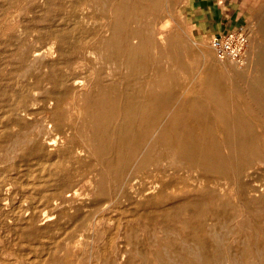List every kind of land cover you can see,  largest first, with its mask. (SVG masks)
Here are the masks:
<instances>
[{"label": "rangeland", "instance_id": "obj_1", "mask_svg": "<svg viewBox=\"0 0 264 264\" xmlns=\"http://www.w3.org/2000/svg\"><path fill=\"white\" fill-rule=\"evenodd\" d=\"M138 2L141 5V8L144 7L148 9V18L153 21L152 25L154 27L152 50L145 51L143 54L141 50H137L134 54L137 66L146 70V73H143L142 75L138 73L136 75L135 73H132L135 71H130L133 70L132 66L134 64L128 61L126 57H113L111 54H108L109 52H102L95 48L98 44V39L95 36L90 41H93L91 43L92 48H85V50L82 46H79L76 49L74 48V44L83 39L82 28L87 27L97 31L102 23V21H99L97 18L100 6L94 2V0H0V264H101V262L102 264H161L155 258L156 254L160 251H167L169 257H171L172 262L169 261L168 264H197L193 262H185L179 258L178 254L181 250L180 245L176 244V242L182 241L188 245H192L194 248L195 243L204 239L199 238V236L202 237L203 235L201 236V233H198L193 229V224L198 219L204 220L207 226L212 225L211 227L213 228L216 226L214 231L218 234L217 236L220 237L222 242L220 248L222 252L220 251L219 255H221L222 258L225 254L222 258L224 259L223 264H230L229 262H231V264H264V182L262 181L264 179V164L255 166L245 172L246 176L244 177V180L245 182L250 183V186L244 187L247 188L245 190L244 188H241L239 184L236 186V183L232 181L230 184H228L227 181H222L220 186L219 184L216 186L215 184H212L213 187H211L209 185L211 183H203L205 181L203 179V182L198 180L200 182L199 185L197 182V178L199 177L197 168L193 167L191 170H186L187 168H190V163L180 159L185 165L183 164L182 170H177L174 166L176 160H172V158L180 161L178 157L175 158L174 156L168 155L162 149V141L159 138L161 131L166 133L169 146L175 147V144H177L176 135L173 134V131L168 126V118L173 114H171L172 110H174L173 108L170 110V113L167 112L166 119H162L163 122L161 120L157 121V124L151 133L146 134L145 131H142L141 133L143 143H146L147 141L146 145H148L149 141V144L156 145V148L154 147L152 150V167L149 165V168L147 167V170L145 169L143 172L139 170L138 164L144 155L145 147L137 150L133 160L125 165L118 162V156L114 153V155L109 154L108 157H105V152L107 150H105L104 144L107 143L108 140H106L107 137H105L106 135L103 133L102 129L104 121H102L99 116L94 115L92 109L89 110V112L91 111L89 118V112L84 104L85 100L89 97V103L91 102L93 104L95 102L94 92L97 91V88H105L109 85H115L117 90H121L127 85L129 87H132L133 84L135 85L133 82H135L136 78H138L137 80L139 81L142 79L143 82L152 81L153 78L167 81V83L169 82L168 84L171 85L170 88H172L171 90L174 92L176 98L183 101L187 100L189 95H184L182 87L187 84L186 87H189V85L191 86L197 82L203 84L202 86L205 90L201 92V98L207 100L208 91L207 93L205 92L206 84H211L213 81L211 87L214 91L216 90V95H220L219 97H221L222 102L226 100L223 103L227 105L226 114H230L228 118L229 121L234 123L243 121L250 122L252 130H255L254 132L259 134L264 133V109H262L264 108V69H257L255 52H253L249 64L244 67L237 66L232 62L220 61L215 57L209 43L211 38L210 33L205 27H202L203 25L201 26L200 23H195V18L201 13L197 6L203 4V2L208 5L209 1L139 0ZM152 4H155L156 7H151L150 5ZM203 12H208L209 16L214 15L213 8H210L209 6H204ZM82 20L84 21L83 23ZM78 22H80L79 25ZM87 22L89 24H86ZM136 24L137 23H132V26L130 25L131 29H137L138 25ZM250 30L253 35L251 40L252 49L255 51V47L258 45H256V41L259 39V33L253 26ZM63 32L66 34L65 39L55 38L57 34L61 35ZM163 35L166 37L168 36V39H165ZM71 36H73V38ZM60 40L61 42H58ZM133 42L134 40L132 43ZM68 43H70V45ZM176 43L179 44V46ZM134 44L136 43H133V45ZM172 46H178L181 50L182 66L180 67L179 64L177 65L175 62H172L175 60V58H173L174 56H170L173 55ZM168 50L170 52H168ZM36 52H41V56L43 53V58L40 57L35 60L34 54ZM151 52L157 53V57L154 60H151ZM197 54L199 56H197ZM89 57L90 60L88 59ZM169 58L173 60L171 61ZM121 61L123 63H121ZM212 62L217 63V65L212 66ZM84 63L86 65H84ZM67 65L69 66L67 67ZM129 65H131V67ZM119 66L121 68H119ZM189 68H194L195 70H190ZM96 70L99 71L96 72ZM174 72L175 74L177 73V75H174ZM121 73L123 74L121 75ZM185 74L187 75L185 76ZM63 75L67 80V85L70 84L68 88L72 90V92L70 93L68 90L64 99L59 98V103L55 104L56 102L54 100L52 101V99L58 95L57 93L55 94L56 96L54 95L55 90L57 89L60 91V88H54V84L51 83L53 81H51L50 77L52 76L59 81L63 78ZM192 75L194 77H192ZM176 78H180V80ZM128 79L133 82H130ZM156 79H154V83ZM81 82L84 83L81 84ZM89 87H92L91 90ZM249 87L253 88V93L250 92ZM74 90L79 92L76 91V93ZM221 91L223 93H221ZM90 92L92 93L90 94ZM128 93L131 92L128 91ZM178 93H180L179 98ZM203 93L204 96H202ZM221 94L223 96H221ZM140 96L145 97L144 94H141ZM53 107H55V109ZM207 108L213 109L214 107L207 104ZM111 112L113 111L111 110ZM238 115L240 117H238ZM230 116L232 117L231 119ZM58 117L61 118L59 119ZM221 120V118L214 117L209 126V130L213 137H216L215 133H217L216 138L220 139L218 140L220 143L222 142L223 131L225 130L224 123ZM126 122L127 119L124 118L117 120L111 119L107 121L105 126L108 128H110L109 126H111V128H117ZM189 125L188 129L186 127L188 132L190 130L196 132L198 137L202 136L205 138L208 136V134L206 136V130L208 129L206 126L205 128L198 127L196 129V126L193 127L192 124ZM200 129L201 131H199ZM167 131L169 132L167 133ZM91 146L93 147L91 148ZM103 152L104 154H102ZM154 152H156V155ZM156 163H159L160 167L154 166ZM169 164H172L173 166ZM228 165L235 168V165L233 164ZM228 165L227 167L231 168ZM127 168L129 170H127ZM159 170H164L165 173H160V175L158 174ZM195 170H197L196 173ZM146 171L155 175L157 174L158 176L156 175V178H152V180H147L146 178L145 180L136 179L137 181L134 180L131 181V183L129 182L131 177L139 174V176H142ZM178 171L181 172L179 173ZM167 172H170V174H167ZM175 172L178 173V178H174V176H176ZM179 174H181V176ZM258 174H263V178L260 175L258 177ZM159 175L163 178H160ZM170 175H172V177ZM250 176L255 180L250 178ZM256 178H259V181ZM156 179L158 180V185L156 184V186H159L157 188L155 185V187H152L153 184L157 183ZM160 179L163 181V185L161 184ZM177 180L179 181L177 182ZM147 181H149V183ZM181 181L183 185L181 184ZM185 182L187 183L186 187ZM196 182L197 186H195ZM118 184L120 186H118ZM149 184H151V186ZM231 184L235 186L233 189H231ZM131 185L133 187L135 185L137 188L144 185V188L146 189L145 193L149 194L142 192L140 195H132L130 199H126L122 195V191L131 189ZM180 185L185 188L182 189ZM205 186H209L210 190L209 194H206V196L201 194L202 189ZM162 187L163 190H161ZM212 188L214 192L211 190ZM221 188L224 191H222ZM252 188H257V190L252 191ZM112 190H114V192ZM180 190L182 192L187 191V193H182ZM227 190L228 194L225 193ZM165 191H167V193ZM223 192L228 196L230 195L229 198L232 199L229 206V208H233L229 209L232 214L229 210L223 212V209L219 206V204L221 205V201H219L220 196ZM163 194H165V196ZM192 196L195 197L193 198ZM157 197L159 198L157 199ZM205 197L207 201H205ZM154 198H156V201ZM192 198H196L195 203ZM235 198L238 199L235 200ZM190 200H192L191 203H189ZM168 201L170 202L168 203ZM237 201L239 202L237 203ZM240 201L243 202L241 203ZM151 202H153V204L150 205ZM252 202L255 205L254 207ZM144 203L145 205L143 206ZM197 203H199L200 206H197ZM149 206L152 209H149ZM160 210H162V212ZM189 210L191 211L189 212ZM204 210H206V212ZM235 210L238 211L236 212ZM135 211L137 212L135 213ZM163 211L166 212V214H164ZM200 212L202 213L201 215ZM184 213L187 214L185 217ZM226 213L227 216L225 215ZM233 213L235 214L234 216ZM147 214H149V217H147ZM188 217H190V219H188ZM226 219L228 223L226 222ZM246 219L250 221H247ZM218 223L219 225H217ZM242 225L244 226L242 227ZM143 226L146 227L144 228ZM179 227L181 229H179ZM171 230L174 232H171ZM166 231L170 232L167 234ZM167 240L169 242H166ZM173 242L176 246L175 244H172ZM113 243H116L117 245ZM159 243L162 244L160 245ZM168 246L170 248H167ZM199 248V250L196 249V252H198L204 261H213L217 258L213 253V248L210 244H208L207 247L202 245ZM227 248L229 250H225ZM246 248L249 250H246ZM242 249L244 251H242ZM107 250L108 252H106ZM173 250L176 251L174 252ZM150 261L153 262L151 263Z\"/></svg>", "mask_w": 264, "mask_h": 264}, {"label": "bare ground", "instance_id": "obj_2", "mask_svg": "<svg viewBox=\"0 0 264 264\" xmlns=\"http://www.w3.org/2000/svg\"><path fill=\"white\" fill-rule=\"evenodd\" d=\"M139 0H94V2H96L99 6H100V10L97 14V18L99 19V21L101 20L102 23L99 27V29L97 31L95 30H92L90 28H82V36H83V39L82 41H78V43L74 44V48L76 49L77 47L79 46H82L84 47V50L85 48L86 49H90L92 48L91 47V43L93 42H90L94 36L97 37V46L95 48H97L98 50L100 51H104V52H109L108 54H111L113 57H120V56H123V57H126L128 59V61H130L132 64H134L132 66V69L133 70H130V71H135V72H132L133 74L135 73L137 75L138 74H143V73H146V70L144 69H141L137 66V62L135 60V57H134V54L136 53V51L138 50H141L142 54L143 52L145 53V51H151L152 48H153V34H154V27H153V21L151 19L148 18V9L142 7L141 8V5L139 4L138 2ZM96 4V5H97ZM151 7H156V5L152 4L150 5ZM98 9V8H96ZM82 10V9H81ZM61 11V10H60ZM74 12V11H72ZM108 13V14H107ZM93 14V13H92ZM94 15V14H93ZM83 16V15H82ZM79 17V16H78ZM94 17V16H93ZM96 17V16H95ZM82 18V17H81ZM80 19V17H79ZM83 19V18H82ZM88 19V18H87ZM75 20V19H74ZM96 21V20H95ZM81 22V21H80ZM78 22V25L79 23ZM84 21L82 20V23ZM92 22V21H91ZM98 23V21H97ZM96 23V24H97ZM132 23H137L136 25H138L137 29H131L130 25ZM259 23V22H258ZM86 24H89L88 22ZM259 25V24H258ZM75 26V25H74ZM85 26H88V25H85ZM99 26V24H98ZM132 26V25H131ZM260 27V26H258ZM72 28V27H71ZM93 28V27H91ZM96 28V26H95ZM94 28V29H95ZM133 28V27H132ZM63 29V28H62ZM61 29V30H62ZM68 30V29H67ZM75 30V29H74ZM64 31V30H63ZM61 32V31H60ZM55 34V33H54ZM61 34V33H60ZM162 35V34H161ZM43 36V35H42ZM74 36V35H73ZM73 36H71L73 38ZM81 36V37H82ZM164 36V35H163ZM66 37V34L63 32L61 35L57 34V36L55 38H59V39H65ZM81 37H78V38H81ZM165 39L168 37L164 36ZM263 37V36H262ZM168 39V38H167ZM171 39V38H170ZM176 39V38H175ZM174 39V40H175ZM73 40V39H72ZM76 40V39H75ZM134 40L133 43H136L133 45L132 41ZM155 40V38H154ZM161 40V38H160ZM264 40V39H263ZM136 41V42H135ZM177 41V39H176ZM175 41V42H176ZM262 41V40H261ZM58 42H61L58 41ZM69 42V41H68ZM156 42V41H155ZM165 42V41H164ZM63 43V42H62ZM181 43V42H180ZM64 44V43H63ZM67 44V42H66ZM70 45V43H68ZM94 44V43H93ZM156 44V43H155ZM177 44V43H176ZM175 44V45H176ZM183 44V43H182ZM59 45V44H58ZM72 45V44H71ZM174 45V44H173ZM179 46V44H177ZM158 46V45H156ZM170 46V45H169ZM173 47L172 49V54L173 55H170V56H174L173 58H175V60H170L172 62H175L177 65L179 64V67L182 66V61H181V50L179 47ZM58 47V46H57ZM155 47V46H154ZM60 48V47H59ZM58 48V49H59ZM163 48V47H162ZM166 48V47H165ZM68 49V48H67ZM66 49V50H67ZM157 49V47H156ZM164 49V48H163ZM168 49V47H167ZM60 50V49H59ZM155 50V49H154ZM162 50V49H161ZM36 51H39V50H36ZM41 51V50H40ZM91 51V50H90ZM93 51V50H92ZM157 51V50H156ZM165 51V50H164ZM34 52V51H33ZM60 52V51H58ZM81 52V51H80ZM97 52V51H96ZM99 52V51H98ZM158 52V51H157ZM168 52H170L168 50ZM255 62L257 63V69L259 68V70H262L264 69V42H260L258 43V45L255 47ZM62 53V52H60ZM64 53V51H63ZM87 53V52H86ZM89 53V51H88ZM95 53V52H94ZM152 53V52H151ZM192 53V52H191ZM203 53V51H202ZM100 54V53H99ZM169 54V53H167ZM184 54V53H183ZM188 54V53H187ZM195 54V53H194ZM86 55V54H85ZM91 55V54H89ZM94 55V54H93ZM92 55V56H93ZM97 55V53H96ZM138 55V54H137ZM209 55V54H208ZM42 56H44V54L42 53ZM41 56V52L38 53L36 52L34 54V57H35V60L36 58H40L42 57ZM64 56V55H63ZM88 56V55H86ZM85 56V57H86ZM147 56V55H146ZM183 56V55H182ZM197 56H199L197 54ZM73 57V56H72ZM94 57V56H93ZM92 57V58H93ZM100 57V56H99ZM107 57V56H106ZM141 57V56H140ZM157 57V53L153 52L152 55H151V60H154L155 58ZM168 57V56H167ZM189 57V56H188ZM193 57V55H192ZM43 58V57H42ZM59 58V57H58ZM125 58V59H126ZM139 58V57H138ZM184 58V57H183ZM182 58V60H183ZM196 58V57H195ZM87 59V58H86ZM90 60V57L88 58ZM124 59V61H125ZM166 59V58H165ZM164 59V60H165ZM193 59V58H192ZM197 59V58H196ZM88 60V61H89ZM97 60V58H96ZM103 60V59H102ZM122 60V58H121ZM149 60V59H148ZM167 60V59H166ZM65 61V60H64ZM84 61V60H83ZM98 61V60H97ZM101 61V60H100ZM106 61V60H105ZM118 61V59H117ZM170 61V62H171ZM190 61V59H189ZM60 62V61H59ZM110 62V61H108ZM127 62V61H126ZM162 62V61H161ZM171 62V63H172ZM187 62V60H186ZM87 63V62H86ZM98 63V62H97ZM100 63V62H99ZM121 63H123L121 61ZM155 63V62H154ZM169 63V62H167ZM174 63V64H175ZM184 63V62H183ZM201 63V61H200ZM198 63V64H200ZM32 64V63H31ZM56 64V63H55ZM68 64V63H67ZM102 64V63H101ZM140 64V62H139ZM142 64V63H141ZM197 64V63H196ZM44 65V64H43ZM71 65V64H70ZM84 65H86L84 63ZM82 65V66H84ZM91 65V64H90ZM100 65V64H99ZM98 65V67H99ZM109 65V64H108ZM117 65V64H116ZM121 65V64H120ZM151 65V64H150ZM166 65V64H165ZM191 65V64H189ZM194 65V64H193ZM201 65V64H200ZM212 66H216L217 63L215 62H212L211 63ZM53 66V65H51ZM59 66V65H58ZM69 65H67L68 67ZM76 66V65H75ZM118 66V65H117ZM124 66V64H123ZM131 67V65H129ZM172 66V65H171ZM184 66V65H183ZM198 66V65H197ZM206 66V65H205ZM77 67V66H76ZM85 67V66H84ZM83 67V68H84ZM94 67V66H93ZM97 67V65H96ZM112 67V66H111ZM110 67V68H111ZM164 67V66H163ZM190 67V66H189ZM200 67V66H199ZM48 68V67H47ZM51 68V67H50ZM49 68V69H50ZM57 68V67H56ZM78 68V67H77ZM87 68V67H86ZM119 68H121L119 66ZM151 68V67H150ZM48 69V70H49ZM81 69V68H80ZM85 69V68H84ZM94 69V68H93ZM100 69V68H99ZM130 69V68H129ZM174 69V68H173ZM187 69V68H186ZM190 69V68H189ZM194 69V68H192ZM190 69V70H192ZM209 69V67H208ZM55 70V69H54ZM57 70V69H56ZM59 70V69H58ZM123 70V69H122ZM125 70V69H124ZM151 70V69H150ZM164 70V69H163ZM166 70V69H165ZM195 70V69H194ZM217 70V69H216ZM227 70V69H226ZM50 71V70H49ZM48 71V72H49ZM77 71V70H76ZM87 71V70H86ZM99 71V70H96V72ZM159 71H162V70H159ZM173 71V70H172ZM258 71V70H257ZM256 71V72H257ZM51 72V71H50ZM84 72V71H83ZM119 72V71H118ZM166 72V71H165ZM164 72V73H165ZM177 72V70H176ZM184 72V71H182ZM186 72V71H185ZM203 72V71H201ZM108 73V72H107ZM157 73V72H156ZM162 73V72H160ZM163 73V74H164ZM191 73V72H190ZM208 73V72H207ZM60 74V72H59ZM75 74V73H74ZM81 74V73H80ZM105 74V73H104ZM123 73H121L122 75ZM125 74V73H124ZM65 75V74H64ZM63 75V78L60 79L59 81L55 78H53L52 76L50 77L51 83L54 84V88H60L58 91L57 89L55 90V93L54 95L57 93L58 95L56 97H53L52 101L54 100L56 103L55 104H58L59 103V98H63L64 99V96H66L68 90L70 91V93L72 92V90H70L68 88V86L70 85H67V80L66 78L64 77ZM76 75V74H75ZM86 75V74H85ZM96 75V74H95ZM108 75V74H107ZM126 75V74H125ZM124 75V76H125ZM132 75V74H130ZM135 75V76H136ZM150 75V74H149ZM168 75V74H167ZM174 75H177V73L175 74L174 72ZM187 74H185L186 76ZM197 75V74H196ZM74 76V75H73ZM82 76V75H81ZM87 76V75H86ZM139 76V75H138ZM144 76V75H143ZM147 76V75H146ZM158 76V75H157ZM160 76V75H159ZM71 77V76H70ZM84 77V76H83ZM95 77V76H94ZM133 77V76H132ZM131 77V78H132ZM151 77V76H150ZM189 77V76H188ZM192 77H194L192 75ZM200 77V75H199ZM213 77V76H212ZM68 78V77H67ZM113 78V77H112ZM129 78V79H131ZM174 78V77H173ZM127 79V77H126ZM128 79V80H129ZM138 78H136L135 82H132L135 83V85L133 84V86L130 88L128 86H125L123 89L121 90H117L116 86L115 85H109L105 88H97V91H93L95 94V102L92 104L89 103V97H87V99L85 100V107L87 109V111L89 112L90 109L93 110L94 112V115L96 116H99L102 121H104L103 123V133L106 135L105 137H107L106 140H108L107 143L104 144V147H105V150H107L105 152L106 156L105 157H108L109 154H116V156H118V162H120L121 164L125 165V164H128L129 162H131L133 160V158L135 157V154L137 152V150H139L140 148L142 147H145V152H144V155L142 156V158L140 159L139 161V170L140 171H145V169L150 165L151 166V163L153 161V154H152V150L153 148L156 146V145H152V144H149V141H148V145L147 144V141L146 143H143L142 139H141V136H142V131H145L146 134L148 133H151L153 131V129L155 128V125L157 124V121L164 119L165 117H167L166 115L168 114L167 112L170 113V110L173 108L174 110H172L171 112V116L168 118V126L171 128V130L173 131V134L176 135V140H177V144H175L176 146L175 147H172V146H169L168 145V142L167 141V137H166V133L165 132H162L160 133V140L162 141V149L168 154V155H171V156H174L175 158L178 157V159L180 160H184V161H187L190 163V168H185L186 170L188 169H193L194 168H197L198 169V172H199V177L197 178V182L198 184L200 185V182L198 180H203L202 182L203 183H211L209 184L211 187L212 184L215 186L219 184L220 186V183L222 181H227L228 184H230V182H235L236 183V186L237 184L240 185L241 188H244L245 186H250V183H247L245 182L244 180V177L246 176L245 175V172L252 169L253 167L255 166H258V165H262L264 164V133H256L252 130V125L250 122H246V121H243V122H239V123H234V122H230L229 121V115H227L226 113V106L225 101L222 102V99L221 97L217 96L215 91L212 89V82L211 84H206V93L208 95V101L207 100H203L201 98V92H203V84L200 83V82H197V83H191L193 85H189V87H182V89L184 90V95H189V98L187 100H180V99H177L174 92L171 90L172 88H170L171 85H169L167 83V81H161L159 79H156V78H153V82L152 81H145L143 82L142 79V83L141 81L137 80ZM140 79V78H139ZM145 79V78H144ZM147 79V78H146ZM154 79L155 80V83H154ZM163 79V78H162ZM176 79H179L180 78H176ZM192 79V78H191ZM198 79V78H197ZM200 79V78H199ZM46 80V79H45ZM49 80V79H48ZM90 80V79H89ZM98 80H99V76H98ZM110 80V79H109ZM171 80H172V77H171ZM184 80V79H183ZM189 80V79H188ZM127 81V80H126ZM130 81V80H129ZM130 81V82H131ZM71 82V81H70ZM75 82V81H74ZM102 82V81H101ZM100 82V83H101ZM108 82V81H107ZM106 82V83H107ZM112 82V81H111ZM172 82V81H171ZM178 82V81H177ZM204 82V80H203ZM72 83V82H71ZM84 83V82H81V84ZM91 83V82H90ZM96 83V82H95ZM173 83V82H172ZM181 83V82H180ZM187 83V82H185ZM190 83V82H189ZM183 84V83H181ZM180 84V85H181ZM214 84V83H213ZM74 85V83H73ZM86 85V84H85ZM123 85V84H122ZM88 86V85H87ZM90 86V85H89ZM214 86V85H213ZM217 86V85H216ZM215 86V88H216ZM73 87V86H72ZM174 87V86H173ZM90 88V87H89ZM92 88V87H91ZM90 88V90H91ZM181 88V87H180ZM205 88V87H204ZM88 89V87H87ZM176 89V88H175ZM179 89V88H178ZM250 92L253 93V88H250ZM96 90V89H94ZM75 91V90H74ZM73 91V92H74ZM77 91V90H76ZM75 91V92H76ZM128 91H130L131 93H128ZM177 91V90H176ZM53 92V91H52ZM74 92V94H75ZM79 92V91H77ZM76 92V93H77ZM180 92V91H179ZM230 92V91H229ZM92 92H90L91 94ZM182 93V92H181ZM221 93H223L221 91ZM89 94V93H87ZM141 94H144L145 97H142L140 96ZM230 94V93H229ZM106 95H109V96H106ZM179 95L180 93H178V98H179ZM74 96V95H73ZM89 96V95H88ZM204 96V93L203 95ZM221 96H223L221 94ZM225 96V95H224ZM51 97V96H50ZM76 97V96H75ZM92 97V96H90ZM206 97V95H205ZM220 99H219V98ZM228 97V96H227ZM57 98V99H56ZM81 98V97H80ZM223 98V97H222ZM76 99V98H75ZM84 100V99H83ZM230 100V99H229ZM73 101H74V98H73ZM91 101V100H90ZM61 102V101H60ZM228 102V101H227ZM51 103V102H50ZM54 103V102H53ZM81 103V102H80ZM83 104V105H84ZM207 104H210L212 105L214 108L213 109H209L207 108ZM230 104V103H229ZM67 105V104H65ZM82 105V104H81ZM232 105V103H231ZM54 106V105H53ZM56 107V105H55ZM55 107H53L55 109ZM61 107H64V106H61ZM83 107V108H85ZM240 107V106H239ZM79 108V107H78ZM234 108V107H232ZM85 109V111H86ZM230 109H231V106H230ZM264 109V108H262ZM80 110V109H79ZM111 110L113 112H111ZM228 110V109H227ZM237 110V109H236ZM29 111V110H28ZM78 111V110H77ZM82 111V109H81ZM84 111V112H85ZM231 111V110H230ZM229 111V112H230ZM91 112V111H90ZM90 112H89V118H90ZM92 112V113H93ZM238 112V111H237ZM242 112V111H241ZM15 113V112H14ZM87 113V112H86ZM240 113V112H238ZM237 113V114H238ZM264 113V112H263ZM57 114V113H55ZM60 114V113H59ZM84 114V113H83ZM244 114V113H243ZM233 115V113H232ZM54 116V115H52ZM67 116V115H66ZM80 116V115H79ZM242 116V114H241ZM28 117V116H27ZM56 117V116H55ZM63 117V116H62ZM84 117V116H83ZM82 117V118H83ZM95 117V116H94ZM214 117H218V118H221L222 122L224 123V134L222 136V142L220 143L218 140H220L219 138L217 139V133H215L216 137H213V135L211 134V131L209 130V126H210V123L212 121V119ZM237 117V116H236ZM238 117H240L238 115ZM243 117V116H242ZM247 117V116H246ZM19 118V117H18ZM57 118V117H56ZM55 118V119H56ZM59 118V117H58ZM61 118V117H60ZM59 118V119H60ZM121 118H124V119H127V122L120 125L119 127H112L109 126L111 128H108L106 127L105 125L107 124V121L111 120V119H121ZM232 117L230 116V119ZM15 119V118H14ZM93 119V118H92ZM98 119V118H97ZM166 119V118H165ZM96 120V119H95ZM57 121V119H56ZM59 121V120H58ZM92 121V120H91ZM90 121V122H91ZM99 121V119H98ZM97 121V122H98ZM126 121V120H125ZM220 121V122H221ZM66 122V121H65ZM163 122V121H162ZM238 122V121H237ZM60 124V122H58ZM113 123V122H112ZM215 123V122H214ZM233 123H234V126H233ZM99 124V122H98ZM117 124V123H116ZM145 124V125H144ZM165 124V123H164ZM189 124H192L193 127L196 126V129L199 127H204L206 126V128H208L206 130V136L208 134L207 137H198L196 135V132H192L191 130L188 132L187 129L188 127L190 126ZM213 124V123H212ZM220 124V123H219ZM62 125V124H60ZM64 125V124H63ZM217 125V124H216ZM59 126V125H58ZM117 126V125H116ZM161 126V125H160ZM167 126V127H168ZM99 127V126H98ZM97 127V128H98ZM145 127V128H143ZM187 127V129H186ZM192 127V126H191ZM162 128V127H161ZM96 129V128H95ZM158 129V128H157ZM194 129V128H193ZM195 129V130H196ZM255 129V128H254ZM62 130V129H61ZM99 130V129H98ZM157 131V130H156ZM201 131V129L199 130ZM51 132V131H50ZM99 132H102V131H99ZM160 132V131H159ZM169 131H167L168 133ZM83 133V132H81ZM200 133V132H199ZM144 134V133H143ZM156 134V133H155ZM154 134V135H155ZM219 134V133H218ZM82 135V134H81ZM86 135V133H85ZM84 135V136H85ZM204 135V134H203ZM221 135V134H220ZM102 136V135H101ZM219 136V135H218ZM153 137V136H152ZM149 138V137H148ZM102 141V140H101ZM51 142V141H50ZM88 142V141H87ZM152 142V140H151ZM30 143V142H29ZM28 143V144H29ZM93 143V142H92ZM154 143V142H153ZM98 144V143H97ZM144 145V146H143ZM158 146V145H157ZM85 147V146H84ZM93 146H91L92 148ZM156 148V147H155ZM100 149V148H99ZM159 149V148H158ZM157 149V150H158ZM90 152V151H89ZM143 152V151H142ZM156 152H154L155 154ZM104 154V152L102 153ZM113 154V155H114ZM143 154V153H142ZM164 154V153H163ZM162 154V155H163ZM156 155V154H155ZM97 156V155H96ZM100 156V155H99ZM170 156V157H171ZM113 157V156H112ZM104 158V156H103ZM56 159V158H55ZM95 159V158H94ZM137 159V158H136ZM170 159V158H169ZM168 159V160H169ZM101 160V159H100ZM99 160V161H100ZM108 160V159H106ZM172 160H176V162L174 163V166L177 168V170H182L183 169V164L185 165V163H182L183 161H177V159H173ZM171 160V161H172ZM103 161V160H101ZM155 161V160H154ZM161 161V160H160ZM164 161V160H163ZM170 161V160H169ZM104 162V161H103ZM110 162V161H109ZM108 162V163H109ZM165 162V161H164ZM106 163V162H104ZM162 163V162H161ZM169 163V162H168ZM173 163V162H172ZM167 164V163H166ZM187 164V163H186ZM228 164H233L235 165V168L231 167L230 165ZM82 165V164H81ZM112 165V164H111ZM171 166H173L172 164H169ZM168 165V166H169ZM230 166L231 168L227 167ZM110 166V165H109ZM154 166H159V163H156V165ZM104 167V166H103ZM106 167V166H105ZM152 167V166H151ZM160 167V166H159ZM130 168H133V167H130ZM149 168V167H148ZM162 168V167H161ZM160 169V168H159ZM80 170V169H79ZM127 170H129L127 168ZM126 170V172H127ZM131 170V169H130ZM135 170V169H134ZM147 170V169H146ZM174 170V169H173ZM175 170V171H177ZM262 170V169H261ZM264 170V168H263ZM262 170V171H263ZM105 171V170H104ZM108 171V170H106ZM136 171V170H135ZM153 171V170H151ZM157 171H158V168H157ZM184 171V170H183ZM194 171V170H193ZM197 170H195V173H196ZM131 172V171H130ZM147 172V173H146ZM144 172V174H142V176H139V175H135L133 177H131L129 179V182L131 183V181H134L136 179H140V180H145L147 178V180L151 179L152 178H156V175L153 174V173H150L148 171ZM179 172V171H178ZM181 172V171H180ZM179 172V173H180ZM185 173H187L186 171H184ZM192 172V171H191ZM261 172V171H260ZM106 173V172H105ZM109 173V172H108ZM139 173V172H138ZM165 173L164 170L161 171L159 170V173ZM176 173V172H175ZM174 173V174H175ZM189 173V172H188ZM258 173V172H257ZM264 173V172H263ZM116 174V173H115ZM137 174V173H136ZM167 174H170V172ZM172 174V173H171ZM178 173H176V176H177ZM182 174V173H181ZM181 174H179L181 176ZM190 174V173H189ZM104 175V174H103ZM112 175V174H111ZM161 175V174H160ZM159 175V176H160ZM195 175V174H194ZM260 174H258V177H259ZM263 175V174H262ZM262 175H260L262 177ZM108 176V175H107ZM121 176V175H120ZM158 176V175H157ZM168 176V175H167ZM172 177V175H170ZM174 176V178H178V176L176 177ZM179 176V177H180ZM256 176V175H255ZM122 177V176H121ZM191 177V176H189ZM194 177V176H193ZM114 178V177H113ZM120 178V177H119ZM118 178V179H119ZM126 178V177H125ZM160 178H163L162 176H160ZM181 178V177H180ZM183 178V176H182ZM187 178V177H186ZM185 178V179H186ZM250 178H252L250 176ZM249 178V179H250ZM263 178V177H262ZM191 179V178H190ZM253 179V178H252ZM257 179V178H256ZM125 180V179H124ZM157 180V179H156ZM165 180V178H164ZM169 180V179H168ZM174 180V179H173ZM180 180V179H179ZM177 180V182L179 181ZM192 180V179H191ZM196 180V179H194ZM247 180V179H246ZM251 180V179H250ZM255 180V179H253ZM259 181V178L257 179ZM256 180V181H257ZM101 181V180H100ZM105 181V180H104ZM114 181V180H113ZM121 181V180H120ZM137 181V180H136ZM154 181V180H153ZM161 181V179H160ZM167 181V180H166ZM171 181V180H170ZM187 181V180H186ZM264 182V179L262 180ZM89 182V181H88ZM108 182V181H107ZM115 182V181H114ZM117 182V181H116ZM139 182V181H138ZM149 183V181H147ZM151 182V181H150ZM163 181H161V184L163 185L164 183H162ZM175 182V181H173ZM188 182V181H187ZM194 182V181H193ZM197 182L196 184L195 183H192V184H195V186H197ZM226 182V183H227ZM125 183V182H124ZM171 183V182H169ZM168 183V184H169ZM189 183V182H188ZM234 183V184H235ZM256 183V182H254ZM104 184V183H103ZM107 184V183H106ZM115 184V183H114ZM117 184V183H116ZM134 184V183H133ZM153 184V183H152ZM156 184L158 185V180H157V183L153 184L152 187ZM167 184V183H166ZM176 184V183H175ZM181 184H182V181H181ZM186 182H185V187H186ZM191 184V183H190ZM224 184V183H223ZM222 184V185H223ZM253 184V183H252ZM145 185V183H144ZM144 185L143 186H139L138 188L134 185V187L132 186L131 189H127V190H123L122 191V195L126 198V199H130V197H132V195H140L142 194V192L145 193V188H144ZM151 186V184H149ZM179 185V183H178ZM183 185V184H182ZM182 185H180L183 188ZM198 185V187H199ZM227 185V184H226ZM232 185V184H231ZM261 185V184H259ZM100 186V185H99ZM104 186V185H103ZM114 186V185H113ZM117 186V185H116ZM118 186H120L118 184ZM129 186V187H131ZM154 186V187H155ZM167 186V185H166ZM202 186V184H201ZM204 186V185H203ZM225 186V185H224ZM223 186V188H224ZM112 187V185H111ZM148 187V186H147ZM159 187V186H156V188ZM192 187V185H191ZM208 187V189H207ZM205 186L203 189H202V192L201 194L202 195H205L206 194H209L210 190H209V186ZM233 186L232 185V188L233 189ZM255 187V186H254ZM104 188V187H103ZM165 188V187H164ZM177 188V187H176ZM216 188V187H215ZM218 188V187H217ZM230 188V187H228ZM110 189V187H109ZM119 189V188H118ZM117 189V190H118ZM160 189V188H159ZM197 189V188H196ZM199 189V188H198ZM220 189V187H219ZM247 189V188H244V190ZM249 189V188H248ZM111 190V189H110ZM109 190V191H110ZM153 190V189H152ZM157 190V189H156ZM163 190V187L162 189ZM174 190V189H173ZM187 190V189H186ZM213 190V188L211 189ZM222 190V188H221ZM229 191H231L230 189H228ZM228 190L225 191V193L228 194ZM252 191H255L257 190V188H252L251 189ZM114 192V190H112ZM172 191V190H171ZM181 191V190H180ZM224 191V190H222ZM243 191V190H242ZM250 191V189H249ZM55 192V191H54ZM117 192V191H115ZM157 192V191H156ZM163 192V191H161ZM160 192V193H161ZM167 193V191H165ZM174 192V191H173ZM179 192V191H178ZM182 192V191H181ZM184 193H187V191H183ZM182 192V193H183ZM191 192V191H190ZM198 192V190H197ZM214 192V190H213ZM212 192V194H213ZM216 192V191H215ZM219 192V191H218ZM233 192V191H232ZM102 193V191H101ZM104 193V192H103ZM143 193V194H144ZM159 193V191H158ZM200 193V192H199ZM237 193V192H236ZM246 193V192H245ZM108 194V192H107ZM110 194V192H109ZM116 194V193H115ZM145 194H149V193H145ZM152 194V193H151ZM154 194V192H153ZM197 194V193H196ZM195 194V195H196ZM219 194V193H218ZM227 194H223L220 196V200L221 201V205L219 204V206H221V208L223 209V212H227L229 209V206H230V201L232 199L229 198V196ZM230 194V192H229ZM103 195V194H102ZM157 195V194H156ZM159 195V194H158ZM165 196V194H163ZM172 195V194H170ZM187 195V194H186ZM211 195V194H210ZM237 195V194H236ZM257 195V194H256ZM117 196V195H116ZM151 196V195H150ZM153 196V195H152ZM169 196V195H168ZM181 196V195H180ZM179 196V198H180ZM189 196V195H188ZM199 196V195H197ZM196 196V198H197ZM201 196V195H200ZM212 196V195H211ZM105 197V196H104ZM140 197V196H138ZM142 197V196H141ZM147 197V196H146ZM154 197V196H153ZM161 197V196H159ZM157 197V199L159 198ZM184 197V196H183ZM187 197V196H185ZM193 198L195 196H192ZM209 197V196H208ZM207 197V198H208ZM232 197V196H231ZM241 197V196H240ZM99 198V197H98ZM106 198V197H105ZM104 198V199H105ZM117 198V197H116ZM148 198V197H147ZM151 198V197H150ZM162 198V197H161ZM192 198V199H193ZM195 198V199H196ZM203 198V197H202ZM233 198V197H232ZM239 198V197H238ZM238 198H235L238 199ZM102 199V198H101ZM132 199V198H131ZM149 199V198H148ZM170 199V198H169ZM187 199V198H186ZM195 199H193L194 203H195ZM241 199V198H240ZM245 199V198H243ZM32 200V199H31ZM122 200V199H121ZM133 200V199H132ZM135 200V199H134ZM140 200V199H139ZM152 200V199H151ZM154 200L156 201V198H154ZM218 200V199H216ZM247 200V199H246ZM249 200V198H248ZM247 200V202H248ZM256 200V199H255ZM130 201V200H129ZM171 201V200H170ZM168 201V203L170 202ZM192 200H190L189 203H191ZM199 201V200H198ZM205 201L206 200V197H205ZM30 202V201H29ZM146 202V201H145ZM154 202V201H153ZM153 202L150 203L153 204ZM161 202V201H160ZM173 202V201H172ZM181 202V201H180ZM186 202V201H185ZM201 202V201H199ZM203 202V201H202ZM215 202V201H214ZM232 202V201H231ZM239 201H237L238 203ZM241 202V201H240ZM243 202V201H242ZM241 202V203H242ZM164 203V202H162ZM167 203V205H168ZM177 203H178V200H177ZM176 203V204H177ZM246 203V202H244ZM253 203V202H252ZM100 204V203H99ZM134 204V203H133ZM141 204V203H140ZM139 204V206H140ZM147 204V203H146ZM160 204V203H159ZM166 204V203H165ZM180 204V203H179ZM205 204V202H204ZM203 204V205H204ZM145 205V203L143 204V206ZM197 206L199 205V203L196 204ZM207 205V204H206ZM209 205V204H208ZM212 205V204H211ZM210 205V206H211ZM217 205V204H216ZM233 205L235 207V204H234V201H233ZM241 205V204H240ZM239 205V206H240ZM246 205V204H245ZM261 205V204H260ZM55 206V205H54ZM147 206V205H146ZM166 206V205H165ZM200 206V205H199ZM249 206V205H248ZM254 203H253V207H254ZM150 207V206H149ZM170 207V206H169ZM173 207V206H172ZM205 207V206H204ZM241 207V206H240ZM243 207V206H242ZM259 207V206H258ZM34 208V207H33ZM137 208V207H136ZM142 208V207H141ZM145 208V207H144ZM147 208V207H146ZM158 208V207H157ZM160 208V206H159ZM185 208V207H184ZM190 208V207H189ZM251 208V207H250ZM143 209V208H142ZM148 209V208H147ZM145 209V210H147ZM149 209H152L151 207ZM154 209V208H153ZM168 209V208H166ZM200 209V208H199ZM198 209V210H199ZM220 209V208H219ZM233 209V208H232ZM253 209V208H252ZM250 209V210H252ZM256 209V208H254ZM18 210V209H17ZM136 210V209H135ZM144 210V212H145ZM159 210V209H158ZM163 210V208H162ZM162 210H160L162 212ZM216 210V209H215ZM239 210V209H238ZM237 210V211H238ZM249 210V209H248ZM257 210V209H256ZM259 210V208H258ZM131 211H134V210H131ZM142 211V210H141ZM140 211V212H141ZM157 211V210H156ZM174 211V210H173ZM184 211V210H183ZM191 210H189L190 212ZM197 211V210H196ZM206 212V210H204ZM214 211V210H213ZM231 212V210H229ZM236 211V210H235ZM236 211V212H237ZM137 211H135L136 213ZM143 212V213H144ZM164 212V211H163ZM178 212V211H177ZM186 212V211H185ZM189 212H188V215H189ZM217 212V211H216ZM247 212V211H246ZM133 213V212H132ZM147 213V212H146ZM145 213V214H146ZM154 213V212H153ZM203 213V211H202ZM200 212V215L202 214ZM235 213V212H234ZM233 213V216L235 215ZM242 213V212H241ZM240 213V214H241ZM134 214V213H133ZM140 214V213H139ZM162 214V213H161ZM164 214H166V212H164ZM174 214V213H173ZM194 214V213H193ZM232 214V212H231ZM245 214H248V213H245ZM143 215V214H142ZM149 214H147V217ZM153 215V214H152ZM185 214L184 213V217H185ZM199 215V214H198ZM209 215V214H208ZM220 215V214H219ZM227 216V213L225 214ZM251 215V214H249ZM260 215V214H259ZM263 215V214H262ZM139 216V215H138ZM136 216V217H138ZM161 216V215H160ZM163 216V215H162ZM193 216V215H192ZM214 216V215H213ZM221 216V215H220ZM232 216V217H233ZM248 216V215H247ZM132 217V216H131ZM144 217V216H143ZM151 217V216H150ZM159 217V216H158ZM165 217V216H163ZM218 217V216H217ZM256 217V216H254ZM135 218V216H134ZM157 218V217H156ZM161 218V217H160ZM194 218V216H193ZM236 218V217H235ZM248 218V217H247ZM251 218V217H250ZM259 218V216H258ZM48 219V218H47ZM77 219V218H76ZM133 219V218H132ZM144 219V218H142ZM150 219V218H149ZM162 219V218H161ZM184 219V218H183ZM188 219H190V217H188ZM187 219V220H188ZM216 219V218H215ZM220 219V218H219ZM228 219V217H227ZM227 219H226V222H227ZM165 220V219H163ZM167 220V219H166ZM177 220V219H176ZM182 220V219H181ZM224 220V218H223ZM245 220V219H244ZM247 220V219H246ZM252 220V219H251ZM88 221V220H87ZM134 221V219H133ZM132 221V222H133ZM183 221V220H182ZM196 221V220H194ZM210 221V220H209ZM212 221V220H211ZM225 221V220H224ZM230 221V220H229ZM233 221V220H232ZM247 221H250V220H247ZM151 222V221H150ZM159 222H163V221H159ZM165 222V221H164ZM169 222V221H168ZM207 222V221H206ZM215 222V221H214ZM225 222V224H226ZM172 223V221H171ZM181 223V222H180ZM216 223V222H215ZM213 223V224H215ZM228 223V222H227ZM243 223V222H242ZM252 223V222H251ZM259 223V222H258ZM133 224V223H132ZM141 224V223H140ZM162 224V223H160ZM174 224V223H173ZM172 224V226H173ZM179 224V223H177ZM253 224V223H252ZM260 224V223H259ZM258 224V225H259ZM262 224V223H261ZM142 225V224H141ZM144 225V224H143ZM184 225V224H182ZM219 225V223L217 224ZM88 226V225H87ZM158 226V225H157ZM177 226V225H176ZM179 226V225H178ZM194 226V227H193ZM193 229H195L198 233H201V236L200 237L199 235V238H204L202 241H199L198 243H195V247L193 248L192 245H188L186 244L185 242H176V244L180 245V253L178 254L179 258H181L182 260H184L185 262H193V263H197V264H223V260L222 259L225 254L223 255V257L221 258V255H219V252L221 251L220 248H221V245H222V242H221V239L220 237H218L214 231V228L216 227H211V226H207L206 223L204 222V220H200L198 219L194 224H193ZM227 226V225H226ZM244 225H242L243 227ZM248 226V224H247ZM250 226V224H249ZM144 227V226H143ZM146 227V226H145ZM144 227V228H145ZM165 227V226H164ZM181 227V225H180ZM179 227V229H181ZM191 227V228H192ZM229 227V226H228ZM246 227V226H245ZM161 228V227H160ZM171 228V226H170ZM174 228V227H173ZM186 228V226H185ZM190 228V230H191ZM226 228V227H224ZM248 228V227H247ZM159 229V227H158ZM217 229V228H216ZM222 229V228H221ZM244 229V228H243ZM58 230V229H57ZM194 230V231H195ZM164 231V230H163ZM185 231V230H184ZM221 231V230H220ZM225 231H228V230H225ZM131 232V231H130ZM135 232V230H134ZM167 234L170 232L166 231ZM171 232H174L171 230ZM182 232V231H181ZM186 232V231H185ZM191 232V231H190ZM132 233V232H131ZM130 233V234H131ZM183 233V232H182ZM192 233V232H191ZM219 233V232H218ZM223 233V232H222ZM83 234V233H82ZM185 234V233H184ZM187 234V233H186ZM134 235V234H133ZM175 235V234H174ZM179 235V234H177ZM228 235V234H227ZM253 235V234H252ZM96 236V235H95ZM152 236V235H151ZM184 236V235H183ZM186 236V235H185ZM223 236V235H222ZM181 237V236H180ZM194 237V236H192ZM44 238V237H43ZM150 238V237H149ZM167 238V237H166ZM178 238V237H176ZM182 238V237H181ZM191 238V237H190ZM197 238V237H196ZM46 239V238H45ZM51 239V238H50ZM132 239V237H131ZM48 240V239H47ZM130 240V239H129ZM152 240V239H151ZM180 240V239H179ZM178 240V241H179ZM224 240V238H223ZM135 241V240H134ZM148 241V240H147ZM150 241V240H149ZM184 241V240H183ZM191 241V240H190ZM197 241V240H196ZM195 241V242H196ZM115 242V241H114ZM127 242V241H126ZM159 242V241H158ZM164 242V240H163ZM166 242H169L168 240ZM192 242V241H191ZM131 243V242H129ZM194 243V242H193ZM110 244V243H109ZM112 244V243H111ZM113 244H116V243H113ZM160 245L162 243H159ZM171 244V243H170ZM172 244H175L174 242ZM175 244V246H176ZM192 244V243H191ZM208 244H210L213 248V253L217 256V258H215V260L213 261H204L200 255L198 254V252H196V249L199 250L202 245L203 246H208ZM225 244V243H223ZM117 245V244H116ZM137 245V244H136ZM164 246V245H163ZM162 246V247H163ZM165 246H166V243H165ZM118 247V246H117ZM174 247V246H173ZM224 247V246H223ZM105 248V247H103ZM102 248V249H103ZM136 248V247H135ZM167 248H170L169 246ZM56 249V248H55ZM101 249V250H102ZM161 249V248H160ZM159 249V250H160ZM163 249V248H162ZM208 249V248H207ZM244 249V248H243ZM242 249V251H244ZM105 250V249H104ZM109 250V249H108ZM108 250L106 252H108ZM225 250H229L228 248L225 249ZM224 250V252H225ZM246 250H249L248 248H246ZM245 250V251H246ZM174 251V250H173ZM176 251V250H175ZM174 251V252H175ZM70 252V251H69ZM100 252V251H99ZM122 252V251H121ZM208 252V251H207ZM222 252V251H221ZM228 252V251H227ZM67 253V252H66ZM82 253V252H81ZM101 253V252H100ZM104 253V251H103ZM111 253V252H110ZM124 253V252H123ZM156 253V252H155ZM177 253V252H176ZM226 253V252H225ZM244 253V252H243ZM256 253V252H255ZM109 254V253H108ZM115 254V253H114ZM120 254V253H119ZM118 254V255H119ZM154 254V253H153ZM152 254V255H153ZM223 254V253H222ZM39 255V254H38ZM47 255V254H46ZM100 255V254H99ZM244 255V254H243ZM45 256V255H44ZM111 256V255H110ZM122 256V255H121ZM151 256V255H150ZM211 256V255H209ZM231 256V255H230ZM229 256V258H230ZM237 256V255H236ZM261 256V254H260ZM101 257V256H99ZM105 257V256H103ZM107 257V256H106ZM115 257V255H114ZM153 257V256H151ZM228 257V256H227ZM232 257V256H231ZM67 258V257H66ZM113 258V256H112ZM111 258V259H112ZM116 258V257H115ZM156 260L158 262H160L161 264H168L169 261H171V257H169L167 251H160L156 254L155 256ZM226 258V257H225ZM243 258V257H242ZM242 258H241V261H242ZM40 259V258H39ZM110 259V260H111ZM118 259V258H117ZM148 259V258H147ZM206 259V258H205ZM228 259V258H227ZM235 259V258H234ZM109 260V261H110ZM130 260V259H129ZM128 260V261H129ZM226 260V259H225ZM239 260V259H238ZM37 261V260H36ZM108 261V262H109ZM154 261V260H153ZM153 261H150L151 263ZM175 261V260H174ZM228 261V260H227ZM234 261V260H232ZM59 262V261H58ZM90 262V261H89ZM99 262V261H98ZM132 262V261H131ZM172 262V261H171ZM178 262V261H176ZM226 262V261H225ZM258 262V261H257ZM111 263V262H110ZM231 264V262H229ZM102 264V262H101ZM171 264V263H170ZM226 264V263H224ZM234 264V263H233Z\"/></svg>", "mask_w": 264, "mask_h": 264}, {"label": "crops", "instance_id": "obj_3", "mask_svg": "<svg viewBox=\"0 0 264 264\" xmlns=\"http://www.w3.org/2000/svg\"><path fill=\"white\" fill-rule=\"evenodd\" d=\"M208 1V5L203 2V4L197 6L201 13L195 18V23H200L201 26L203 25L202 27L207 29L210 36L238 26H246L248 29L253 26L259 33V39L256 41V45L264 42V0ZM204 6L213 8L214 15L209 16L208 12H203ZM253 52L251 41L250 60L252 59Z\"/></svg>", "mask_w": 264, "mask_h": 264}, {"label": "built area", "instance_id": "obj_4", "mask_svg": "<svg viewBox=\"0 0 264 264\" xmlns=\"http://www.w3.org/2000/svg\"><path fill=\"white\" fill-rule=\"evenodd\" d=\"M252 32L246 26H238L210 38V47L220 61H228L244 67L250 62Z\"/></svg>", "mask_w": 264, "mask_h": 264}]
</instances>
